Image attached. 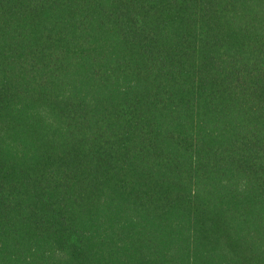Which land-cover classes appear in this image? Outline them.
Instances as JSON below:
<instances>
[{
    "label": "trees",
    "instance_id": "1",
    "mask_svg": "<svg viewBox=\"0 0 264 264\" xmlns=\"http://www.w3.org/2000/svg\"><path fill=\"white\" fill-rule=\"evenodd\" d=\"M0 264H264V0H0Z\"/></svg>",
    "mask_w": 264,
    "mask_h": 264
}]
</instances>
